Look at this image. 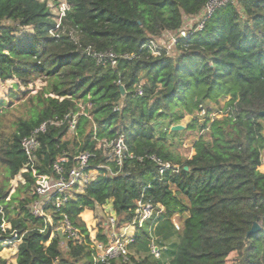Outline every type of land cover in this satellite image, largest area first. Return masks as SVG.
Segmentation results:
<instances>
[{"label":"trees","instance_id":"1","mask_svg":"<svg viewBox=\"0 0 264 264\" xmlns=\"http://www.w3.org/2000/svg\"><path fill=\"white\" fill-rule=\"evenodd\" d=\"M206 2L70 0L64 26L77 31L79 46L68 32L49 34L54 20L48 0H0V120L16 113L11 132L0 130V203L12 227L29 230L19 250L0 256V264H95L83 241L65 249L37 230L44 221L27 208L35 180L21 141L66 114L77 115L74 132L67 124L50 125L40 137L37 166L50 173L60 155L68 156L69 167L80 152L94 154L93 181L75 190L65 208L89 242L107 241L109 214L119 228L131 222L141 197L164 206L154 228L149 221L136 231L130 260L110 264H164L151 254L152 238L165 250L178 239L165 264H264V0L218 9L203 30L178 40L175 56L165 50L154 56L145 47L165 31L179 30L184 17ZM87 46L135 57L102 65L83 50ZM222 101L221 118L199 123L196 114L205 105ZM185 116H193L188 126L171 130ZM190 128L203 133L185 156L179 148ZM121 135L135 157L111 175L103 166V143ZM145 155L178 170L161 175L152 160H139ZM15 178L20 185L11 195ZM86 210L94 212L93 227L82 218ZM256 222L261 229L248 235ZM7 250L0 246V254Z\"/></svg>","mask_w":264,"mask_h":264},{"label":"built area","instance_id":"2","mask_svg":"<svg viewBox=\"0 0 264 264\" xmlns=\"http://www.w3.org/2000/svg\"><path fill=\"white\" fill-rule=\"evenodd\" d=\"M238 0H207L201 11L195 15L184 17L183 26L177 31H165L159 37L150 39L145 45L154 56H159L161 51L165 50L169 55L175 56L177 53L176 44L178 40L186 38L189 35L203 30L207 21L220 8L229 4H237ZM54 20V26L50 28L51 36L59 37L61 34L68 32L69 36L81 46L77 31L64 26V20L71 10L70 0H56L54 5L48 3ZM83 50L92 57L98 64L117 66L119 59H133L134 54L119 55L113 50L98 51L92 46H87ZM139 93L142 94L141 89ZM91 107V104H87ZM86 106L81 104V111L84 112ZM120 109V107H117ZM67 124L69 132L73 133L77 124V115L66 114L61 119H49L34 128L31 133L25 136L21 141L22 149L28 159L32 176L35 183L31 189L30 195L34 196L33 200L27 206L28 212L35 218L44 221V225L37 227L41 233H47L51 239H58L62 246L67 249L70 242H84L94 253L95 264H110L113 260L120 259L124 262L130 260L132 254L131 246L136 242L135 233L142 228L147 222H151V229L156 224L157 217L164 211L161 204L155 205L151 200L141 197L137 201V214L135 218L119 228L116 215L109 214L106 219V235L107 241H88L83 234L70 219L66 212V206L72 200L74 192L77 189H83L94 179V172L91 169V159L94 154L89 151L80 152L76 160L67 167L69 162L67 155H60L52 164L50 173L40 172L38 168L39 149L41 146L40 137L47 132L50 125L61 126ZM103 147L107 152L106 164L109 174L117 175L121 172V168L126 159L135 157L133 152L129 151L125 137L123 135L111 141H105ZM145 158L152 160L158 167L159 172L163 175L167 171H177V167L171 162L163 160L157 155L140 156L139 160ZM264 160V150L262 153ZM114 162L117 172H114L108 162ZM176 225V224H175ZM177 227V225H176ZM178 228V227H177ZM26 231H19L18 228L12 227L6 216V211L0 203V246L9 249L14 255L20 245L23 243ZM151 254L155 259L162 258L163 250L161 245L157 244L155 238L150 243Z\"/></svg>","mask_w":264,"mask_h":264},{"label":"rangeland","instance_id":"3","mask_svg":"<svg viewBox=\"0 0 264 264\" xmlns=\"http://www.w3.org/2000/svg\"><path fill=\"white\" fill-rule=\"evenodd\" d=\"M48 3L54 5L56 3V0H48ZM225 103H226V101H222L220 105H216L214 103L205 105L204 110L202 112H199L196 114V116L199 117V123L204 122V120L206 119L207 116H212V117L217 116V117L221 118L223 115L221 114V112H219L218 109L223 108ZM208 110H211L210 115H208ZM15 114H11V115L4 117L0 120V128H1L0 130H4L7 133L11 132L12 123H13L12 121L15 119V116H16ZM192 119H193V116H185L180 122H178L177 124H174V125L181 124V125L187 127ZM200 133H203V132H200L198 128H195V129L190 128V129L185 131L183 138H182V140H183L182 145L179 148L180 152L183 155L190 156L193 153V142L199 136ZM1 178H2V175H0V179ZM19 185H20L19 179L15 178V179L11 180V185H10L11 195H13L14 193L17 192ZM23 195H24L23 193L20 194V197L22 198ZM82 218L84 221L88 222L89 226H91V227L95 226L96 221L94 219V212L93 211L86 210L83 213ZM174 223L177 225L178 229H181V217L180 216L174 217ZM161 247L163 248L164 246L161 245ZM177 247H178V239H176L174 244L168 246L167 250H165L166 248L163 250V257L161 260L164 264L168 263L170 261V259L174 256V254L176 253ZM11 255H12V252H10V250H7V251L2 252L0 254V256L5 257V258H10Z\"/></svg>","mask_w":264,"mask_h":264},{"label":"water","instance_id":"4","mask_svg":"<svg viewBox=\"0 0 264 264\" xmlns=\"http://www.w3.org/2000/svg\"><path fill=\"white\" fill-rule=\"evenodd\" d=\"M121 92L124 94V87L121 86ZM186 127L181 125V124H178V125H174L172 126L171 130H174V131H179V130H183L185 129ZM187 168V167H186ZM261 229V226L256 222L252 229L248 232V235H252V234H255L256 232H258L259 230Z\"/></svg>","mask_w":264,"mask_h":264}]
</instances>
